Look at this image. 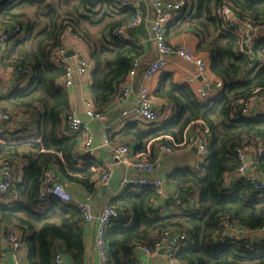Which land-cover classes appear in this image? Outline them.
<instances>
[{
    "label": "trees",
    "instance_id": "trees-1",
    "mask_svg": "<svg viewBox=\"0 0 264 264\" xmlns=\"http://www.w3.org/2000/svg\"><path fill=\"white\" fill-rule=\"evenodd\" d=\"M213 2L229 3L239 17L264 26V0H187L168 25L169 44L176 34L188 30L199 36L196 53L209 55V71L222 80L223 88L206 101L187 83L179 84L170 75H163L155 93L173 105L172 118L163 123L127 120L112 134L111 143L134 144L135 150H144L150 141L165 135L181 142L185 129L202 121L211 132L208 157L198 167H185L169 176L171 183L188 194L185 200L172 199L157 208L154 187H126L110 201L121 211L107 231L111 264H137L135 246H152L165 231L187 233L175 253L178 264H264V238L252 234L264 226V189L244 178L233 188L225 182L227 174L241 165L238 149L251 142L263 146L252 166L255 173L264 174V115L244 117L239 103L264 91V33L261 30L251 60L240 52L239 37L226 31L213 14ZM107 8L117 9L111 0H100L99 7L92 0H0V24L26 28L11 37L0 65L31 70L29 76H23L25 85L11 88L0 97V108L34 115L41 137L40 142L0 144V158L23 165L21 180L11 188L17 199L9 204L0 197V222L8 225V232L17 231L25 237L16 253L21 264H55L58 253L78 264L85 259V225L79 210L49 189L43 200L40 198L47 170L66 185L80 184L90 192L95 187L97 172L77 166L82 138L66 131L71 104L63 82L65 68L54 55L63 46L69 28L90 42L92 34L81 21L97 27L99 22L90 14ZM118 10L126 14L99 30L105 40L110 36L113 41L107 46H90L94 67L91 99L96 111H106L115 101L132 60L140 55L136 43L112 35V30L133 13L132 9ZM38 26L42 29L33 34ZM253 61L257 66L249 68ZM160 141L168 142L165 138ZM224 221L245 233L236 241H222L219 233Z\"/></svg>",
    "mask_w": 264,
    "mask_h": 264
},
{
    "label": "built area",
    "instance_id": "built-area-1",
    "mask_svg": "<svg viewBox=\"0 0 264 264\" xmlns=\"http://www.w3.org/2000/svg\"><path fill=\"white\" fill-rule=\"evenodd\" d=\"M94 4L99 7L100 0H92ZM117 9H132V15L124 22L117 25L112 30V35L117 39H125L127 35L136 27H138L144 20L143 9L140 2L137 0H111ZM146 3L151 5L154 11V17L151 20V32L152 39L156 45L158 51V57L153 60L147 67L145 76L147 78L153 76L159 71L163 70L166 65V58L170 54H175L186 61L193 62L196 67L197 77L201 78V83L197 86H192L195 77H188L186 83L191 86L194 92L203 100L211 101L217 96L222 88L223 82L219 78H215L209 71L208 64L203 57L196 54L195 51L182 44L171 43L169 44L166 39V29L168 25L173 21L176 15L187 5V0H145ZM213 14L218 17L226 31L235 33L240 40V52L252 60L253 49L255 43L261 38V30H264V26H259L255 21L247 18L239 17L229 3L212 4ZM72 31V28H69ZM24 33V29L20 25L4 26L0 30V56L7 49L11 37ZM78 35V34H77ZM55 60L57 63L62 64L65 68V74L63 76L64 87L70 88L74 84L73 74L74 70L72 65L68 61L67 51L64 46L60 47L55 52ZM257 66V62L253 61L249 68ZM140 67L139 58H134L130 64L128 76L130 80H133ZM259 67H261L259 65ZM90 62L85 57L77 58L76 72L85 76L90 72ZM31 70L29 69H14V78H22L23 76H29ZM144 76V77H145ZM10 88L8 83L0 84V97L5 94ZM132 92H135L136 102L131 108H124L121 110L118 120L124 123L127 120L137 119L144 123L156 122L161 114V107L156 105L152 98L148 88L140 86L136 91H133L130 85H126L119 96V101L126 100ZM260 94L251 97L248 100H240L241 114L244 117H258L264 115V110L260 113L253 111L252 105L254 98ZM85 110L89 119L104 121L106 119V111H96L92 102V99L85 101ZM19 116L18 113L11 110H3L0 108V122L7 121L12 122L14 118ZM66 131L69 134H81L83 137V150L85 159L80 167L90 168L92 171L100 170L98 176V184L106 186L110 183L116 166L119 164L130 167L138 172V175H124L120 179L121 188L126 187H154L157 197H160L163 193V180L156 178L152 175L155 168L160 165L159 160H153L152 155L155 152L160 153H172L179 147H191L196 146L198 149L199 160L197 167L205 162L208 157V141L211 134L209 128L204 122H196V126H199L195 136L190 138H184L183 141L177 142L171 135H165L150 141L144 150H135L131 145L127 144H113L111 143V131L114 124L108 121L105 124L102 143L99 146L94 145V132L90 123L84 120L73 108L66 116ZM3 126L0 123V143L2 144H18L22 142H40V136H13L5 137L3 132ZM166 139L168 142H161V139ZM111 148V162L100 163L99 161L90 160L94 156L98 149L104 147ZM263 151V146H257L255 143H247L241 146L237 155L241 161V165L234 172H230L227 176L234 174L240 178H244L247 182L254 183L257 188L264 189V179L260 180L259 176L264 174L255 173V168L252 166L255 158ZM247 158H252V162H246ZM100 168V169H99ZM17 166L14 161L4 157L0 158V197H6L11 188L14 186L17 179ZM45 184L43 193L40 200H43L46 190H50L54 196L59 200L73 204L80 212L84 223L93 222L97 219V227L95 230V252L98 257L97 264H111L110 252H109V239L107 236L108 228L113 221L121 216V211L114 207L111 202L106 204L102 210L97 214L94 211L92 200L94 198L93 192L87 193L83 199H78L68 191L67 185L61 181L52 170L45 172ZM49 184V185H48ZM48 185V186H47ZM223 229L219 233V238L222 241H236L241 238V234L245 231L239 228L237 225L231 224L227 221L223 223ZM264 231V226L261 228ZM25 237L17 232L10 231L7 235V240L12 247L13 252L16 254L21 248L22 242ZM187 239L186 232H172L165 231L162 236L152 246L138 244L135 246L136 251H140L145 257H152L161 250L164 251V255L170 263L175 262V253ZM16 264H21L20 260L15 259ZM55 264H78L77 261L66 258L65 255L58 253L55 256ZM137 264H146V261L138 260Z\"/></svg>",
    "mask_w": 264,
    "mask_h": 264
},
{
    "label": "crops",
    "instance_id": "crops-1",
    "mask_svg": "<svg viewBox=\"0 0 264 264\" xmlns=\"http://www.w3.org/2000/svg\"><path fill=\"white\" fill-rule=\"evenodd\" d=\"M140 2V5L143 9V22L133 29L125 39L122 41L125 42H133L138 45L139 51V62L140 67L136 73V76L133 80H130L129 77L119 85V94L115 101L111 103V105L106 109V119L104 121L99 120H92L89 119L86 110H85V101L91 98V87L93 85V70L94 67L91 66L93 63L92 55L90 51V46L93 45H106L108 42L113 41L112 37L109 36V39L105 40L101 34H99V30L112 19H119L126 13H121L118 9H105L104 11L100 10L99 14L91 15L93 19L99 22L97 27L90 26L86 20H82L81 24L89 28L92 37L90 38V42L80 36V34L73 31H67L63 38V46L67 51V58L72 68L74 70L73 79L74 84L72 87L67 88L69 93V100L71 104V109L75 108L79 115L86 121L90 123L93 128L94 132V145L99 146L102 143L103 132L105 124L108 121H111L114 124V127L111 131V136L114 132H117L121 129V127L126 123L119 122L118 117L122 109L124 108H131L135 105L136 98L135 92H132L130 96L124 100L119 101V96L122 92V89L126 85H130L133 91H136L140 86H145L149 89L151 98L153 102L161 107V114L159 119L156 123H163L170 120L174 114V107L173 105L166 99L156 95V91L161 83V79L163 75H170L172 80L179 84L186 83L188 77H195L194 83L192 86H197L201 83V78L197 77V71L195 64L190 61H186L181 57L170 54L166 58V65L163 70L159 71L158 73L154 74L153 76L147 78L145 76L146 69L148 65L158 57V51L156 45L152 39V32H151V20L154 17V11L151 8V5L146 3L145 0H137ZM130 13V12H129ZM178 15L175 16L173 21L177 18ZM3 25L0 24V30L3 29ZM24 31L26 28L23 27ZM42 29L41 26H38L33 31V34L40 31ZM264 33V30H262ZM94 36V38H93ZM172 43H182L190 48H192L195 53L197 51L198 44L200 42L199 36L194 33V31L188 30L187 32H182L176 34V36L172 39ZM107 46V45H106ZM197 54V53H196ZM201 57L205 59L208 64V68L210 67V57L206 53H200ZM85 57L90 62V72L85 76H81L76 72L77 66V58L78 57ZM92 61V62H91ZM93 69V70H92ZM13 71L11 67H2L0 65V84L8 83L10 88H16L17 86L25 85L27 80L25 78H14ZM128 76V75H127ZM145 76V77H144ZM257 97L254 98V102L252 105L253 111H258L260 113L264 110V91H261ZM19 116L14 118L12 122L1 121V125L3 126L2 134L5 137H13V136H40L39 130L36 128V122L34 121L35 116L32 115L30 117L25 115L22 112L18 113ZM199 122V121H198ZM66 125V124H65ZM34 126V127H32ZM199 126H196V122L190 124L184 132L183 138H190L195 136L196 131ZM82 142L78 148L77 156L79 160L77 162V166L79 168L83 164V160L86 158L84 155L83 150V137L81 134ZM2 144V143H0ZM133 148H135L134 144H131ZM196 146L191 147H179L176 149H180L179 151L181 154L176 158H169L166 157V153H158L155 152L152 155L153 160H159L160 165L155 168L152 175L156 178H160L163 180V193L158 200L155 202V206L157 208L164 207L168 201L172 199H177L178 192L181 190L176 187L173 183L169 181V176H171L175 171L185 168V167H197V163L199 158L198 149L195 150ZM197 148V147H196ZM178 151V152H179ZM174 151L171 153L173 154ZM166 154V155H165ZM90 160L99 161L100 163L111 162V148L104 147L98 149L94 156L90 158ZM17 166V179L20 181L22 176V168L23 165L19 162H14ZM100 169V168H99ZM100 170H97V174H95V187L93 188L94 198L92 200V205L94 208L95 213H99L102 208L108 204L114 197L121 194L124 189L120 186V179L124 175H138V172L130 167L125 165L119 164L116 166L115 172L110 183L106 186H102L98 184V176L100 175ZM260 177V176H259ZM240 177L236 174L232 176H226L225 182L226 186L233 188L237 182L239 181ZM67 189L71 192L73 196L78 199H83L84 196L89 193L91 190H88L85 186L76 184V183H67ZM6 203L11 204L17 199V195L14 192H9L6 197H2ZM179 200V199H177ZM182 201V200H179ZM171 202V201H170ZM97 219L90 223H84L85 225V244H86V253L85 259L81 264H97L98 257L95 252V230L97 227ZM8 225L3 224L0 222V264H16L15 259H17V255L13 252L12 247L10 246L7 240V231ZM249 233V232H248ZM254 237H261L264 238V231L258 230L252 232ZM22 255H26L25 251H22ZM135 255L138 260H145L146 264H178L176 261L170 263L163 253H158L152 257H145L140 251H135Z\"/></svg>",
    "mask_w": 264,
    "mask_h": 264
},
{
    "label": "water",
    "instance_id": "water-1",
    "mask_svg": "<svg viewBox=\"0 0 264 264\" xmlns=\"http://www.w3.org/2000/svg\"><path fill=\"white\" fill-rule=\"evenodd\" d=\"M67 55H68V54H67ZM195 150L197 151V148H196V147H195ZM246 162L251 163V162H252V158H247ZM262 179H264V178H263V176L261 175V176H260V180H262ZM187 198H188V194H187L186 192H184V191H182V190H180V191L178 192L177 199H179V200H185V199H187ZM241 235H243V234H241ZM160 253H163V254H164V251L161 250Z\"/></svg>",
    "mask_w": 264,
    "mask_h": 264
},
{
    "label": "rangeland",
    "instance_id": "rangeland-1",
    "mask_svg": "<svg viewBox=\"0 0 264 264\" xmlns=\"http://www.w3.org/2000/svg\"><path fill=\"white\" fill-rule=\"evenodd\" d=\"M180 149H175L174 150V153L173 154H171V153H166L165 155H166V157H169V158H171V159H173V158H176L177 156H179L180 154H181V152L179 151ZM179 151V152H178Z\"/></svg>",
    "mask_w": 264,
    "mask_h": 264
}]
</instances>
